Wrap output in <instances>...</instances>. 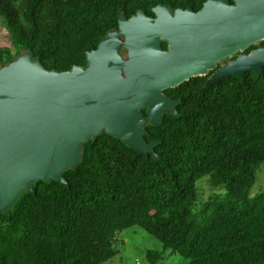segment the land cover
Wrapping results in <instances>:
<instances>
[{
	"label": "trees",
	"instance_id": "1",
	"mask_svg": "<svg viewBox=\"0 0 264 264\" xmlns=\"http://www.w3.org/2000/svg\"><path fill=\"white\" fill-rule=\"evenodd\" d=\"M208 1L0 0L12 43L0 48V69L21 53L46 72L87 68L121 18H155L159 7L197 14ZM159 48L168 52V43ZM213 73L163 92L175 113L140 127L151 152L102 132L83 143L64 183L22 191L0 212V264H106L135 227L162 245L148 253L151 264L167 251L187 264H264V191L254 193L264 166V66L218 83ZM205 179L223 197L201 204Z\"/></svg>",
	"mask_w": 264,
	"mask_h": 264
},
{
	"label": "water",
	"instance_id": "2",
	"mask_svg": "<svg viewBox=\"0 0 264 264\" xmlns=\"http://www.w3.org/2000/svg\"><path fill=\"white\" fill-rule=\"evenodd\" d=\"M232 1L210 0L197 14L159 7L155 18H121L131 59L126 81L115 42L103 50L105 40L88 55L87 68L59 74L21 65L0 73V212L30 188L29 180L64 183L65 166L72 168L83 143L103 129L143 154L151 152L138 109H149L152 120L175 113L176 103L163 92L207 76L221 60L264 41V0ZM164 38L170 40L165 53L159 48ZM263 66L260 47L221 68L210 82L260 74Z\"/></svg>",
	"mask_w": 264,
	"mask_h": 264
},
{
	"label": "rangeland",
	"instance_id": "3",
	"mask_svg": "<svg viewBox=\"0 0 264 264\" xmlns=\"http://www.w3.org/2000/svg\"><path fill=\"white\" fill-rule=\"evenodd\" d=\"M163 42L170 43V40L167 38L160 39ZM108 41H113L116 44V52L120 56L122 60V66L120 69L121 72V80L126 81L129 78V74L127 72V66L130 63L131 59L129 56V50L127 48L126 36L125 34L119 29V27L112 31L110 35L105 39L101 49L105 50ZM261 42H258L254 45L259 46ZM0 48H12L11 39L9 34L2 26L0 21ZM246 51L240 50L230 57H227L224 60H221L216 66L220 65L221 68L227 66L231 62L232 57H241L245 55ZM246 56V55H245ZM14 63L11 66L6 67L4 70L0 69V73L10 70H16L21 65H26L31 72L39 71V67L37 64L32 60V58L27 53H21L20 55L16 56ZM212 80V77H211ZM140 115H142L144 119L143 124L147 123H157L160 121L163 114H169L170 112H162L159 117L155 120H152L149 116V109H138L137 110ZM144 115H147L144 117ZM102 132L107 133L108 130L103 129ZM76 164V161L73 165ZM70 168L68 165L65 166V169ZM30 185L33 184V180H29ZM198 192H199V199L200 203H206L208 201H212L215 198L223 197V191L219 189H213L210 186L208 179L202 180L197 184ZM264 191V166L258 173L257 184L254 190V193H260ZM159 252L162 251V245L159 241H157L154 237L144 232L142 229L135 227L131 228L125 232H123L118 238L117 244V255L114 259L107 262L106 264H151L148 259L149 252ZM187 260L180 257L176 254H171L170 251H167L164 255V259L159 262L158 264H187Z\"/></svg>",
	"mask_w": 264,
	"mask_h": 264
},
{
	"label": "flooded vegetation",
	"instance_id": "4",
	"mask_svg": "<svg viewBox=\"0 0 264 264\" xmlns=\"http://www.w3.org/2000/svg\"><path fill=\"white\" fill-rule=\"evenodd\" d=\"M162 42H163V41H162ZM167 43H168V42H167ZM168 46H169V43H168ZM168 51H169V50H168ZM245 51H246V50H245ZM243 56H245V55H243ZM246 56H247V55H246ZM237 58H239V57H235V56L232 57V58H231V62L235 61ZM231 62H230V63H231ZM217 64H218V63H217ZM220 69H221V66L218 65V66H216V69L210 71V72L208 73V75H209L211 72H214V73H213V75H214V74H215L217 71H219ZM208 75H207V76H208ZM213 75H212V76H213ZM212 76H211V77H212ZM200 77H203V76H200ZM204 77H205V76H204Z\"/></svg>",
	"mask_w": 264,
	"mask_h": 264
}]
</instances>
